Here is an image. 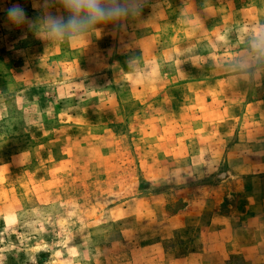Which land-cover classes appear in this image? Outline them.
<instances>
[{
  "label": "rangeland",
  "instance_id": "1",
  "mask_svg": "<svg viewBox=\"0 0 264 264\" xmlns=\"http://www.w3.org/2000/svg\"><path fill=\"white\" fill-rule=\"evenodd\" d=\"M99 3L0 0V264H264V0Z\"/></svg>",
  "mask_w": 264,
  "mask_h": 264
},
{
  "label": "clouds",
  "instance_id": "2",
  "mask_svg": "<svg viewBox=\"0 0 264 264\" xmlns=\"http://www.w3.org/2000/svg\"><path fill=\"white\" fill-rule=\"evenodd\" d=\"M68 5L78 13L86 11L87 17L84 20H69L67 25L63 21L52 20V30L56 33H62L65 27L78 29L83 23H93L125 12L123 8L112 10L101 7L99 0H68ZM7 14L14 22H20L25 18V12L19 5L10 7Z\"/></svg>",
  "mask_w": 264,
  "mask_h": 264
}]
</instances>
